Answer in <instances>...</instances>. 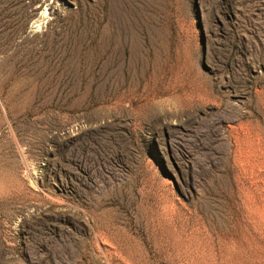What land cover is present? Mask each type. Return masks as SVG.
I'll return each mask as SVG.
<instances>
[{"label": "rangeland", "instance_id": "rangeland-1", "mask_svg": "<svg viewBox=\"0 0 264 264\" xmlns=\"http://www.w3.org/2000/svg\"><path fill=\"white\" fill-rule=\"evenodd\" d=\"M0 264H264V0H0Z\"/></svg>", "mask_w": 264, "mask_h": 264}]
</instances>
